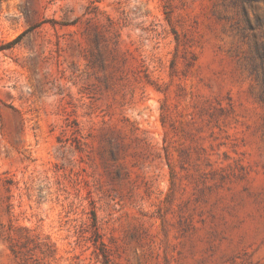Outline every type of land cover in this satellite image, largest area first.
Segmentation results:
<instances>
[{
    "label": "rangeland",
    "instance_id": "obj_1",
    "mask_svg": "<svg viewBox=\"0 0 264 264\" xmlns=\"http://www.w3.org/2000/svg\"><path fill=\"white\" fill-rule=\"evenodd\" d=\"M0 264H264V0H0Z\"/></svg>",
    "mask_w": 264,
    "mask_h": 264
},
{
    "label": "trees",
    "instance_id": "obj_2",
    "mask_svg": "<svg viewBox=\"0 0 264 264\" xmlns=\"http://www.w3.org/2000/svg\"><path fill=\"white\" fill-rule=\"evenodd\" d=\"M22 37V35H20L19 37H18V39H20Z\"/></svg>",
    "mask_w": 264,
    "mask_h": 264
}]
</instances>
